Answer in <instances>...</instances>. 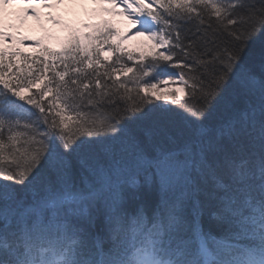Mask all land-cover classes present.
Here are the masks:
<instances>
[{"label": "snow or ice", "instance_id": "1", "mask_svg": "<svg viewBox=\"0 0 264 264\" xmlns=\"http://www.w3.org/2000/svg\"><path fill=\"white\" fill-rule=\"evenodd\" d=\"M102 2L152 41L134 67L109 21L38 76L0 48V264H264V0Z\"/></svg>", "mask_w": 264, "mask_h": 264}, {"label": "rangeland", "instance_id": "2", "mask_svg": "<svg viewBox=\"0 0 264 264\" xmlns=\"http://www.w3.org/2000/svg\"><path fill=\"white\" fill-rule=\"evenodd\" d=\"M51 5L52 6L46 9L43 13V19L36 16L31 9L28 10L26 17L24 14L22 16H18L19 18L14 22L13 32L16 37H18L17 39L21 45L29 47L30 44L38 41L42 35L50 39V42L53 45H62L65 42L64 36L66 24H74L77 26V29L75 28V30L81 31V29L86 28L85 25H94L98 22L101 17V13L105 16L104 18L106 20L111 22L114 29L119 33V35H114L115 43L120 44V46H129L134 48H141L152 44V41L148 39L147 34L141 35L137 38H132V32H138L139 25H136L134 28H132V26L129 27L126 24V21H124L123 16L125 15H117L113 12L103 11L104 8H112L113 5L103 3L102 0H63V2H59V0H57L56 2L52 1ZM9 6L10 8L19 9L20 7H27L34 8L36 10V7H33L32 5L24 6L23 3L14 0L13 3L7 5V7ZM121 7L123 6L121 5ZM119 10L120 8H117V12ZM30 15H33V18L35 19V27L32 31L33 36L29 40L23 36L24 40H21L18 36V29L20 25H25V21ZM128 20H130V18ZM56 21H59V23ZM179 87H184V85H182L177 78L175 83L172 82L171 85H168L167 87L165 86L159 91L163 92L168 89L175 90Z\"/></svg>", "mask_w": 264, "mask_h": 264}, {"label": "trees", "instance_id": "3", "mask_svg": "<svg viewBox=\"0 0 264 264\" xmlns=\"http://www.w3.org/2000/svg\"><path fill=\"white\" fill-rule=\"evenodd\" d=\"M257 64H258V61H257ZM120 80H122V79H120ZM123 81V80H122ZM109 83H111V81H109ZM129 86H131V85H129ZM34 91H36V89H34ZM206 226H207V220H206V224H205ZM215 231V230H214ZM217 234H219L218 232H217Z\"/></svg>", "mask_w": 264, "mask_h": 264}, {"label": "bare ground", "instance_id": "4", "mask_svg": "<svg viewBox=\"0 0 264 264\" xmlns=\"http://www.w3.org/2000/svg\"><path fill=\"white\" fill-rule=\"evenodd\" d=\"M32 25V23H30Z\"/></svg>", "mask_w": 264, "mask_h": 264}]
</instances>
